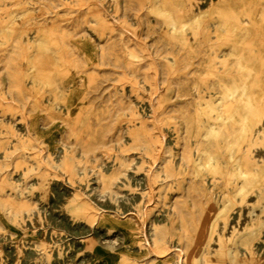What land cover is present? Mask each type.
I'll use <instances>...</instances> for the list:
<instances>
[{"label":"rangeland","instance_id":"rangeland-1","mask_svg":"<svg viewBox=\"0 0 264 264\" xmlns=\"http://www.w3.org/2000/svg\"><path fill=\"white\" fill-rule=\"evenodd\" d=\"M179 263L264 264V0H0V264Z\"/></svg>","mask_w":264,"mask_h":264},{"label":"bare ground","instance_id":"bare-ground-1","mask_svg":"<svg viewBox=\"0 0 264 264\" xmlns=\"http://www.w3.org/2000/svg\"><path fill=\"white\" fill-rule=\"evenodd\" d=\"M214 1H215V0H214ZM113 3H114V2H113ZM7 4H8V2H7ZM98 4H99V3H98ZM104 4H105V3H104ZM11 5H12V4H11ZM99 5H100V4H99ZM106 6H107V5H106ZM103 7H104V6H103ZM98 8H100V6H99ZM110 8H111V6H110ZM104 9H105V8H104ZM98 10H99V9H98ZM101 10H102V9H101ZM99 11H100V10H99ZM104 11H105V10H103V12H104ZM116 13H117V12H116ZM107 14H109V13H107ZM112 14H113V13H112ZM112 14H111V16H112ZM111 16H110V18H112ZM116 16H117V15H116ZM116 16H114V18H115ZM108 17H109V16H108ZM121 19H122V18H121ZM123 19H124V18H123ZM114 20H115V19H114ZM119 20H120V19H119ZM117 22H118V21H117ZM118 23H119V22H118ZM119 25H120V24H119ZM213 27H214V26H213ZM121 28H122V27H121ZM119 29H120V28H119ZM124 29H125V28H124ZM212 30H213V28H212ZM32 33H33V32H32ZM89 33H90V32H89ZM91 35H92V34H91ZM32 37H33V36H32ZM134 37H135V36H134ZM30 38H31V36H30ZM125 41H126V40H125ZM125 41H123V44L125 43ZM142 43H144V42H142ZM127 44H128V43H127ZM142 47H143V45H142ZM145 47H147V46L145 45ZM147 48H148V47H147ZM144 51H145V50H144ZM147 51H148V50L146 49V52H147ZM154 66H155V65H154ZM154 66H153V67H154ZM155 67H156V66H155ZM154 71H155V70H154ZM157 71H158V69H157L155 72H157ZM156 75H157V74H156ZM156 75H155V76H156ZM157 76H158V75H157ZM157 76H156V80H157V78H158ZM157 81H159V80H157ZM157 84H158V83H157ZM157 84H156V85H157ZM159 84H162V83H159ZM156 85H155V86H156ZM160 86H161V85H160ZM156 89H157V88H156ZM156 89H155V90H156ZM194 91H195V90H193V92H194ZM156 93H157V92H156ZM154 94H155V93H154ZM155 95H157V94H155ZM7 96H8V95H7ZM195 96H196V95H195ZM150 99H151V98H150ZM149 102H150V101H149ZM196 102H197V101H196ZM155 103H156V102H155ZM151 105H152V104H151ZM157 105H158V104H157ZM160 105H161V104H160ZM158 107H159V105H158ZM138 113H139V112H138ZM140 114H141V113H140ZM4 120H5V119H4ZM8 121H9V120H8ZM27 123H28V121H27ZM16 126H17V125H16ZM259 126H260V125H259ZM23 127H24V126H23ZM17 129H18V128H17ZM21 129H22V128H21ZM23 131H24V130H23ZM25 131H26V130H25ZM32 134H33V133H32ZM162 136H163V135H162ZM162 136H161V137H162ZM8 137H9V136H8ZM31 137H32V136H31ZM161 139H162V138H161ZM165 139H166V138H165ZM165 139H164V140H165ZM164 142H165V141H164ZM11 143H12V141H11ZM142 147H143V146H142ZM140 148H141V147H140ZM197 148H198V147H197ZM8 149H10V148H8ZM142 153H143V152H142ZM44 155H45V154H44ZM160 155H161V154H160ZM9 156H10V155H9ZM59 156H60V153H59ZM54 157H55V156H54ZM143 157H144V156H143ZM159 157H160V156H159ZM159 157H157V158H159ZM57 158H58V157H57ZM160 158H161V157H160ZM129 159H130V158H129ZM144 159H145V158H144ZM57 160H58V159H57ZM135 160H136V159H135ZM106 161H107V160H106ZM52 162H53V161H52ZM132 162H133V160H132ZM135 162H136V161H135ZM212 162H213V160H212ZM130 163H131V162H130ZM156 163H157V161H156ZM174 163H175V162H174ZM114 164H115V163H114ZM161 164H162V163H161ZM53 165H54V164H53ZM104 165H105V164H104ZM131 165H132V164H131ZM51 166H52V165H51ZM155 166H156V164H155ZM157 166H158V165H157ZM157 166H156V168H157ZM162 166H163V165H162ZM53 167H55V166H53ZM56 167H58V166L56 165ZM22 168H23V167H22ZM104 168H105V167H104ZM152 168H153V167H152ZM152 168H151V169H152ZM23 169H24V168H23ZM102 169H103V168H102ZM129 169H130V168H129ZM129 169L127 168V170H129ZM135 169H136V168H135ZM127 170H126V171H127ZM150 171H151V170H150ZM19 173H20V172H19ZM60 173H61V172H60ZM58 174H59V172H58ZM79 174H80V173H79ZM146 174H147V173H146ZM149 174H150V173H149ZM64 175H65V173H64ZM19 176H20V175H19ZM146 176H147V175H146ZM149 177H150V175H149ZM18 178H19V177H18ZM63 178H64V177H63ZM95 178H96V177H95ZM15 179H16V178H15ZM32 179H33V178H32ZM66 179H67V176H66ZM92 179H93V178H92ZM128 179H129V178H128ZM21 180H22V179H21ZM116 180H117V179H116ZM140 180H141V179H140ZM54 181H55V180H54ZM85 181H86V180H85ZM120 181H121V180H120ZM132 181H133V180H132ZM147 181H148V180H147ZM159 181H160V179H159ZM209 181H210V180H209ZM29 182H30V181H29ZM115 182H116V181H115ZM126 182H127V181H126ZM59 183H60V182H59ZM84 183H85V182H84ZM133 183H134V182H133ZM143 183H144V182H143ZM69 184H70V183H69ZM50 185H51V184H50ZM80 185H81V184H80ZM91 185H92V184H91ZM132 185H133V184H132ZM220 185H221V184H220ZM148 186H149V185H148ZM221 186H222V185H221ZM75 187H76V186H75ZM139 187H140V186H139ZM143 187H144V186H143ZM27 188H29V187H27ZM73 188H74V186H73ZM78 188H79V187H78ZM155 188H156V187H155ZM18 189H19V188H18ZM146 189H148V188H146ZM70 190H71V189H70ZM140 190H141V189H140ZM148 190H149V189H148ZM211 190H212V189H211ZM6 191H7V190H6ZM59 191H60V190H59ZM73 191H74V190H73ZM96 191H99V190H96ZM107 191H108V193H109V190H107ZM122 191H123V190H122ZM103 192H104V191H103ZM119 192H120V191H119ZM147 192H148V191H147ZM84 193H86V192H84ZM99 193H100V192H99ZM106 193H107V192H106ZM133 193H134V192H133ZM151 193H152V192H151ZM70 194H71V193H70ZM100 194H101V193H100ZM111 194H112V193H111ZM113 194H114V192H113ZM143 194H144V193H143ZM145 194H146V193H145ZM97 195H99V194H97ZM155 195H156V194H155ZM28 196H29V195H28ZM56 196H57V195H56ZM58 196H59V195H58ZM93 196H94V195H93ZM95 196H96V195H95ZM147 196H148V195H147ZM59 197H60V196H59ZM150 197H151V195H150ZM150 197H149V198H150ZM237 197H238V196H237ZM253 197H254V196H253ZM38 198H39V197H38ZM88 198H89V197H88ZM105 198H106V197H105ZM117 198H118V197H117ZM119 198H120V197H119ZM121 198H122V197H121ZM142 198H143V197H142ZM86 199H87V198H86ZM250 199H251V198H250ZM252 199H253V198H252ZM38 200H39V199H38ZM90 200H91V199H90ZM90 200H89V201H90ZM94 200H95V199H94ZM103 200H104V199H103ZM108 200H109V199H108ZM157 200H158V199H157ZM157 200H156V201H157ZM104 201H105V200H104ZM104 201H103V202H104ZM109 201H110V200H109ZM121 201H122V200H121ZM126 201H127V200H126ZM142 201H144V200H142ZM153 201H154V200H153ZM91 202H92V201H91ZM95 202H96V201H95ZM105 202H106V201H105ZM133 202H134V201H133ZM111 203H112V202H111ZM113 203H114V202H113ZM121 203H122V202H121ZM142 203H143V202H142ZM134 204H135V203H134ZM152 204H153V203H152ZM220 204H221V203H220ZM115 205H116V204H115ZM146 205H148V204H146ZM102 206H103V205H102ZM130 206H131V205H130ZM130 206H129V208H130ZM150 206H151V205H150ZM161 206H162V205H161ZM219 206H220V205H219ZM36 207H38V206H36ZM39 207H40V206H39ZM97 207H98V206H97ZM123 208H124V207H123ZM168 208H169V207H168ZM171 208H172V207H171ZM100 209H101V208H100ZM155 210H156V209H155ZM52 211H53V210H51V212H52ZM115 211H116V210H115ZM123 211H124V210H123ZM136 211H137V210H136ZM142 211H143V210H142ZM158 211H159V210H158ZM163 211H164V210H163ZM23 212H24V211H23ZM30 212H31V211H30ZM30 212H29V213H30ZM32 212H33V211H32ZM105 212H106V211H105ZM25 213H26V211H25ZM29 213H28V214H29ZM47 213H48V212H47ZM130 213H131V212H130ZM133 213H134V212H133ZM136 213H137V212H136ZM142 213H143V212H142ZM118 214H119V213H118ZM128 214H129V213H128ZM134 214H135V213H134ZM152 214H153V213H152ZM152 214H151V215H152ZM175 214H176V213H175ZM40 215H41V214H40ZM42 215H43V214H42ZM49 215H50V214H49ZM144 215H145V214H144ZM116 216H117V215H116ZM128 216H129V215H128ZM139 216H140V215H139ZM17 217H18V216H17ZM45 217H46V215H45ZM124 217H125V216H124ZM136 217H137V216H136ZM143 217H144V216H143ZM231 217H233V216H231ZM32 218H33V217H32ZM43 218H44V217H43ZM50 218H51V217H50ZM157 218H158V217H157ZM157 218H156V219H157ZM166 218H167V217H166ZM18 219H19V218H18ZM148 219H149V218H148ZM156 219H155V221H156ZM160 219H161V218H160ZM232 219H233V218H232ZM162 220H163V219H162ZM26 222H27V221H26ZM44 223H45V222H44ZM96 223H97V222H96ZM161 223H162V222H161ZM166 223H167V222H166ZM49 224H50V223H49ZM93 224H94V223H93ZM147 224H148V223H147ZM47 225H48V223H47ZM47 225H46V226H47ZM25 226H26V225H25ZM54 226H55V225H54ZM143 226H144V225H143ZM92 227H93V225H92ZM40 228H41V227H40ZM51 228H52V227H51ZM95 228H96V227H95ZM178 228H179V227H178ZM84 229H85V228H84ZM241 229H242V228H241ZM49 230H50V229H49ZM90 230H91V228H90ZM90 230H89V231H90ZM144 230H145V229H144ZM146 230H147V229H146ZM146 230H145V231H146ZM152 230H153V229H152ZM46 231H47V230H46ZM58 231H59V230H58ZM66 231H68V230H66ZM66 231H65V232H66ZM115 231H116V230H115ZM49 232H50V231H49ZM65 232H64V233H65ZM91 232H92V231H91ZM95 232H96V231H95ZM98 232H99V231H98ZM102 232H103V231H102ZM152 232H153V231H152ZM228 232H229V231H228ZM39 233H40V232H39ZM47 233H48V232H47ZM80 233H81V232H80ZM83 233H84V232H83ZM96 233H97V232H96ZM96 233H95V234H96ZM142 233H143V230H142ZM65 234H66V233H65ZM53 235H54V234H53ZM142 235H143V234H142ZM110 236H112V233L110 234ZM149 236H150V235H149ZM60 238H61V237H60ZM54 239H55V236H54ZM56 239H57V238H56ZM112 239H113V238H112ZM143 239H144V238H143ZM147 239H148V238H147ZM167 239H168V238H167ZM148 240H149V239H148ZM167 241H169V240H167ZM167 241H166V242H167ZM52 242H53V240H52ZM148 242H149V241H148ZM172 242H176V241H172ZM172 242H171V243H172ZM25 243H26V242H25ZM25 243H24V244H25ZM114 243H115V242H114ZM152 243H153V242H152ZM111 244H112V243H111ZM173 244H174V243H173ZM178 244H179V243H178ZM102 245H103V244H102ZM148 245H149V244H148ZM174 245H175V244H174ZM52 246H53V245H52ZM146 246H147V245H146ZM172 246H173V245H172ZM176 246H177V245H176ZM256 246H257V245H256ZM256 246H255V247H256ZM237 247H238V246H237ZM147 248H148V247H147ZM24 249H25V248H24ZM38 251H39V250H38ZM172 251H173V250H172ZM149 253H150V252H149ZM170 253H171V252H170ZM181 253H182V252H181ZM181 253H179V254H181ZM40 254H41V253H40ZM164 254H165V253H164ZM167 254H168V253H167ZM171 254H172V253H171ZM38 255H39V254H38ZM149 256H150V255H149ZM156 256H157V255H156ZM165 256H166V254H165ZM165 256H164V257H165ZM179 256H180V255H179ZM179 256H178V257H179ZM182 256H183V255H182ZM23 257H24V256H23ZM176 257H177V256H176ZM155 258H156V257H155ZM157 258H158V257H157ZM40 259H41V258H40ZM178 259H179V258H178ZM179 260H180V259H179ZM140 261H141V260H140ZM175 261H176V260H175ZM240 261H241V260H240ZM37 262H38V260H37ZM177 262H178V260H177ZM180 262H181V260H180ZM181 263H182V262H181ZM181 263H179V264H181Z\"/></svg>","mask_w":264,"mask_h":264}]
</instances>
